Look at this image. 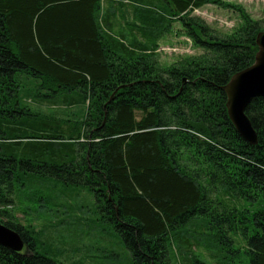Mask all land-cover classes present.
I'll return each mask as SVG.
<instances>
[{"label": "trees", "instance_id": "16d2710c", "mask_svg": "<svg viewBox=\"0 0 264 264\" xmlns=\"http://www.w3.org/2000/svg\"><path fill=\"white\" fill-rule=\"evenodd\" d=\"M207 3L242 22L217 31L192 13ZM175 21L204 52L164 65ZM263 25L223 0H0V222L26 246L0 245V264H60L16 199L107 224L127 261L107 250L100 264H264V96L246 108L252 144L224 90Z\"/></svg>", "mask_w": 264, "mask_h": 264}, {"label": "rangeland", "instance_id": "374dc122", "mask_svg": "<svg viewBox=\"0 0 264 264\" xmlns=\"http://www.w3.org/2000/svg\"><path fill=\"white\" fill-rule=\"evenodd\" d=\"M242 6L253 18L261 20L264 18V0H223ZM193 14L203 17L207 24L214 27L217 31L226 34L234 31L242 22L238 11L232 7H224L217 3H207L204 6L192 10ZM264 28V25L262 26ZM264 30V29H262ZM157 49L159 60L164 65H169L185 55H197L204 52V49L196 46L181 28L179 21L172 24V30L160 40ZM28 104L44 112H51L52 109L46 106H37L30 99ZM26 102V101H25ZM55 109V108H53ZM61 108H56V110ZM61 113V112H60ZM77 198L83 201H93L88 196L86 190H79ZM42 205L43 203L40 202ZM45 206V205H44ZM39 207L34 202L16 199L14 205L10 206L14 215L25 225L30 226L42 235L40 239L50 242L46 244V250L42 246L41 250L54 257L60 264H100L96 260L107 250L117 251L127 261V253L118 244L117 238L110 234L107 224L102 229L101 224H94L91 227L79 224L77 220L80 212H67L60 208L55 212L48 210L47 207ZM92 217H94L92 215ZM107 229V230H106ZM196 252L201 253L204 258H210L209 252L203 246L196 248ZM94 256L93 258H91Z\"/></svg>", "mask_w": 264, "mask_h": 264}, {"label": "water", "instance_id": "95a60500", "mask_svg": "<svg viewBox=\"0 0 264 264\" xmlns=\"http://www.w3.org/2000/svg\"><path fill=\"white\" fill-rule=\"evenodd\" d=\"M256 42L258 51L255 55V61L250 66L235 73L224 85L229 117L237 131L252 144L258 142V136L246 113V108L252 98L264 96V30L258 32ZM114 94L115 92L111 98ZM0 245L15 252H21L25 247V242L16 230L0 222Z\"/></svg>", "mask_w": 264, "mask_h": 264}]
</instances>
